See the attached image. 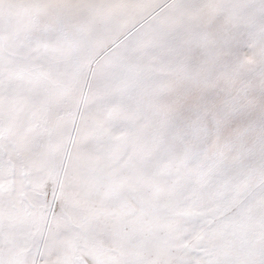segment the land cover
<instances>
[{
    "label": "snow or ice",
    "instance_id": "1",
    "mask_svg": "<svg viewBox=\"0 0 264 264\" xmlns=\"http://www.w3.org/2000/svg\"><path fill=\"white\" fill-rule=\"evenodd\" d=\"M0 264H264V0H0Z\"/></svg>",
    "mask_w": 264,
    "mask_h": 264
}]
</instances>
